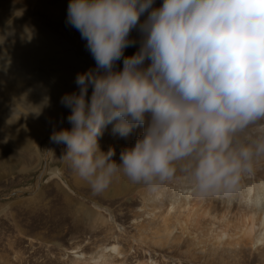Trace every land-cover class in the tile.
<instances>
[{
    "label": "clouds",
    "instance_id": "clouds-1",
    "mask_svg": "<svg viewBox=\"0 0 264 264\" xmlns=\"http://www.w3.org/2000/svg\"><path fill=\"white\" fill-rule=\"evenodd\" d=\"M153 4L70 0L67 23L86 40L96 68L77 74L79 92L61 98L71 128L51 140L66 145L62 158L95 192L117 173L154 190L179 170L200 197L240 193L264 160V0ZM137 28L140 48L124 57ZM110 124L122 138L143 127L119 163L98 143Z\"/></svg>",
    "mask_w": 264,
    "mask_h": 264
},
{
    "label": "rangeland",
    "instance_id": "rangeland-1",
    "mask_svg": "<svg viewBox=\"0 0 264 264\" xmlns=\"http://www.w3.org/2000/svg\"><path fill=\"white\" fill-rule=\"evenodd\" d=\"M69 3L0 0V264H100L95 258L114 244L121 247V255L111 254L116 264H264V245L234 235L242 234L236 226L244 203L222 219L202 213L191 219L183 203L152 211L145 196L153 189L117 173L95 192L62 158L66 145L51 140L71 128L61 98L79 92L77 74L96 68L86 40L67 23ZM162 3L154 0L153 7ZM129 39L135 43L124 57L139 50V28ZM122 69L123 57L114 70ZM142 132L122 138L110 124L100 150L114 149L119 163ZM216 199L217 205L224 196ZM223 231L235 238L221 240Z\"/></svg>",
    "mask_w": 264,
    "mask_h": 264
},
{
    "label": "bare ground",
    "instance_id": "bare-ground-1",
    "mask_svg": "<svg viewBox=\"0 0 264 264\" xmlns=\"http://www.w3.org/2000/svg\"><path fill=\"white\" fill-rule=\"evenodd\" d=\"M32 78V80L38 81L37 77ZM35 102L36 104L32 103L33 110H37L38 108V101L35 100ZM182 176V173H178L176 174V177L167 185H160L155 190L148 192L145 196V199H147L149 203L148 208H151L152 211L158 210L162 212L164 210L166 211V207L183 203V207L188 209V215L192 217L191 219H194L201 213L202 215L215 214L214 216L219 214L222 216H219V218L222 219L232 215L233 210L236 207L239 209V206L244 203V205H242L245 207H243L244 212L241 213L240 218H238L241 223L239 226L238 224L236 226L237 230L242 232V234L238 235V232H236L234 235L238 236L237 241L241 240L242 236L240 235H247L249 237L248 240L254 245H264V201L259 203L256 201L257 193H264V160L257 162L255 165L254 175L245 180L244 190L240 193L234 194L233 196L224 197L223 201H219V204L217 203V205L213 204V202H216L217 196H198L192 188L183 181ZM191 197H193V201L195 202L193 205L190 202ZM230 233L223 231L221 234L220 232L219 238L224 241L226 240L223 239L224 236L233 239L234 235H231ZM244 237L246 238V236ZM215 239H217V241L219 240L218 237H215ZM219 242L222 243V241ZM120 248L121 247L116 244L104 248L98 257L95 258V262L100 264H116L110 258L113 257L111 254L114 256L121 255Z\"/></svg>",
    "mask_w": 264,
    "mask_h": 264
}]
</instances>
